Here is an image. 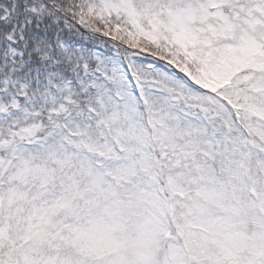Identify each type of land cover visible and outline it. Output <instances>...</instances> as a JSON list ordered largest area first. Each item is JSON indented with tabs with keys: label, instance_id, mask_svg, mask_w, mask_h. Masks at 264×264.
<instances>
[{
	"label": "snow or ice",
	"instance_id": "6c2138e0",
	"mask_svg": "<svg viewBox=\"0 0 264 264\" xmlns=\"http://www.w3.org/2000/svg\"><path fill=\"white\" fill-rule=\"evenodd\" d=\"M0 264H264V0H0Z\"/></svg>",
	"mask_w": 264,
	"mask_h": 264
}]
</instances>
